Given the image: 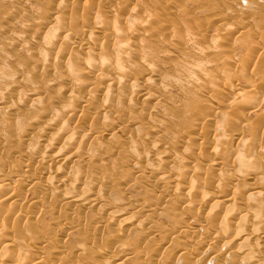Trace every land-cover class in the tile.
Masks as SVG:
<instances>
[{
	"label": "rangeland",
	"instance_id": "obj_1",
	"mask_svg": "<svg viewBox=\"0 0 264 264\" xmlns=\"http://www.w3.org/2000/svg\"><path fill=\"white\" fill-rule=\"evenodd\" d=\"M262 74L264 0H0V251L18 264H264ZM244 160L253 170L236 177Z\"/></svg>",
	"mask_w": 264,
	"mask_h": 264
},
{
	"label": "bare ground",
	"instance_id": "obj_2",
	"mask_svg": "<svg viewBox=\"0 0 264 264\" xmlns=\"http://www.w3.org/2000/svg\"><path fill=\"white\" fill-rule=\"evenodd\" d=\"M92 28H96V27H92ZM97 28H98V27H97ZM99 28H100V27H99ZM48 30H49V29H48ZM51 30H53V28H52ZM95 30H96V29H95ZM95 30H93L92 32H89L88 35H89V36H92V35L95 36V35H96V34H94ZM49 31H50V30H49ZM54 31H55V30H54ZM97 31H98V30H97ZM97 31H96V32H97ZM50 32H51V31H50ZM95 37H96V36H95ZM125 48H126V47H125ZM125 48H122V50H120V52H121V54H123L124 57L126 56V59H128V58H127L128 54H131L132 52L129 53L130 51L127 50L128 48H127L126 50H125ZM129 50H130V49H129ZM86 52H87V51H86ZM89 52H90V51H89ZM84 53H85V52H84ZM90 53H91V52H90ZM91 54H92V53H91ZM91 54H90V55L87 54V53H86V54H82V58H81V57H80V58L83 59V55H85V56L88 58V59H87V58L84 57V58H85V61H86L85 63H89V61L93 58V57H92L93 55H91ZM222 54H223V53H222ZM90 56H91V57H90ZM129 56H130V55H129ZM129 56H128V57H129ZM224 56H225V54H224ZM89 57H90V58H89ZM78 58H79V57H78ZM218 58H220V54H219ZM221 58H222V56H221ZM222 59H224V57H223ZM225 59H226V58H225ZM245 59H246V57H245ZM248 59H249V58H247V60H248ZM83 60H84V59H83ZM218 60H219V59H218ZM78 61H79V60H78ZM78 61H76V62H78ZM104 61H105V58H104ZM226 61H227V60H226ZM238 61H240V60H238ZM105 62H106V61H105ZM107 62H108V60H107ZM224 62H225V60H224ZM248 62H250V60H248ZM248 62H247L246 60L243 59V60L240 61V64H242L243 66H244V64L248 66L249 64H246V63H248ZM91 63H92V60H91ZM103 63H104V62H103ZM225 63H226V62H225ZM76 64H77V63H76ZM107 64H108V63H107ZM110 64H111V63H109V65H110ZM112 64H113V63H112ZM112 64H111V66H110V69L113 68V67H112ZM140 64H141V63H140ZM72 65H73V64H72ZM89 65H90V63H89ZM113 65H114V64H113ZM137 65H139V64H137ZM142 65H143V64L137 66V68L134 69V70H135V71H136V70L139 71V69H141ZM237 65H238V64H237ZM143 66H144V65H143ZM243 66H242V67H243ZM240 67H241V66H240ZM72 68H73V66H72ZM74 68H75V67H74ZM74 68H73V69H74ZM114 68H116V66H114ZM142 68H144V67H142ZM76 70H77V69H76ZM141 70H142V69H141ZM141 70L139 71V73L141 72ZM79 71H80V69H79ZM81 71H82V70H81ZM116 71H117V69H116ZM138 71H137V72H138ZM73 72H74V71H73ZM77 72H78V71H77ZM82 72H83V71H82ZM82 72H81V73L78 72V74H82ZM84 72H85V71H84ZM114 72H115V71H114ZM114 72H112V73L115 74ZM137 72H134V73L137 74ZM86 73H87V72H85V74L83 73L82 76L84 77V75H86ZM76 75H77V74H76ZM88 75H89V74H88ZM262 75H264V74H262ZM61 76H62V77H60L61 79H62L63 76H64L63 80H64V79L67 80V78H68V77H66L65 75H61ZM68 76H69V75H68ZM77 76H78V75H77ZM80 76H81V75H80ZM82 76H81V77H82ZM65 77H66V78H65ZM86 78H87V75H86ZM263 78H264V77H263ZM263 78H262V79H263ZM132 79H133V78H132ZM63 80H62V82H63ZM109 80H111V79H108V82H109ZM112 80H113V79H112ZM135 80H136V78H135ZM263 80H264V79H263ZM60 81H61V80H60ZM105 81H106V80H105ZM133 81H134V80H133ZM103 82H104V81H103ZM113 82H114V81H113ZM128 82L130 83V81H128ZM131 82H132V81H131ZM134 82H135V81H134ZM109 83H112V81H110ZM109 83H108V84H109ZM133 84H134V85H133ZM135 84H136V82H135V83L132 82L131 85H133V86L135 87ZM106 85H107V83H106ZM97 86H98V88H97V87H96V88L99 89V86H101V85H97ZM102 86H103V85H102ZM127 86H130V84H128ZM210 86H211V85H210ZM103 87L105 88V86H103ZM107 87H108V85H107ZM109 87H110V86H109ZM134 87H129L131 90H133L132 92H134L135 90H137V88H134ZM100 89H101V88H100ZM102 89H103V88H102ZM107 89H108V88H107ZM134 89H135V90H134ZM222 91H224V90H222ZM143 93H144V94H143ZM143 93H142V95L145 96V92H144V91H143ZM71 96H73V95L71 94ZM145 97H146V96H145ZM147 97H148V95H147ZM148 98H149V97H148ZM148 98H147V99H148ZM69 99H70V100H74V99H75V96H73L72 98H69ZM77 100H78V98H77ZM202 100H203V99L200 100V101H201L200 103H201V105L203 106V103H204V105H205L206 101H203V102H202ZM204 100H205V99H204ZM68 101H69V100H68ZM74 101H75V100H74ZM207 102H208V104H209V101H208V100H207ZM206 104H207V103H206ZM208 104H207V105H208ZM205 106H206V105H205ZM224 110H225V109H224ZM224 110H223V111H224ZM232 110H233V109H232ZM227 111H228V109H227ZM233 111H234V110H233ZM233 111H229L228 113L233 112ZM57 112H58V111H57ZM57 112H54V113H57ZM58 113H60V112H58ZM58 113H57V115H59ZM228 113L225 112V114H224V113H222V114H224L223 116H226V117H227V114H228ZM230 114H231V113H230ZM230 114H228V116H230ZM232 114H233V113H232ZM233 115H234V114H233ZM54 117H55V116H54ZM59 117H60V116H59ZM229 118L232 119V117H229ZM53 119H54V118H53ZM56 119H57V116H56ZM231 119H229V120H231ZM54 120H55V119H54ZM54 120H52V121H54ZM233 120L235 121V119H233ZM233 120H232V121H233ZM234 121H233V122H234ZM238 121H239V120H238ZM238 121H236V122H238ZM240 121H243V120H240ZM244 121H245V120H244ZM244 121H243V122H244ZM50 122H51V121H50ZM50 122H48V124H49ZM236 122H234V123H236ZM50 124H51V123H50ZM50 124H49V125H50ZM247 124H248V123H247ZM246 126H247V125H246ZM58 130H60V129H58ZM59 132H60V131H59ZM59 132H58V133H59ZM58 133H57V134H58ZM98 133H100V132H98ZM89 134H90V133H89ZM53 136H54V134H53ZM58 136H59V135H57V136L54 137V138H57ZM84 136H85L84 138H87V137H89L90 135H89V136L84 135ZM59 137H60V136H59ZM66 137H68V135H67ZM70 137H71V140L74 138V136L72 137L71 135H70ZM198 137H199V136H197V139H198ZM228 137H229V136H228ZM195 138H196V137H195ZM57 139H58V138H57ZM57 139H56V140H57ZM59 139H60V138H59ZM59 139H58V140H59ZM69 139H70V138H69ZM69 139H68V141H70ZM229 139H231V137H229L228 140H229ZM54 141H55V140H54ZM124 141H126V140H124ZM229 141H230V140H229ZM58 142H59V141H58ZM127 144H128V142H127ZM153 149H155V147H154ZM45 153H46V152H45ZM45 153H42V156H43V154H45ZM53 153H54V152H53ZM59 153H60V152H58V154H59ZM131 153H132V152H131ZM37 154H38V152H37ZM54 154H56V152H55ZM58 154H57V156H56V155H55V156L58 157V156L60 155V154H59V155H58ZM247 155L249 156V157H248L249 159H253V158H254V156L251 155V153H250V154H247ZM34 156H36V153H35ZM53 156H54V155H53ZM53 156H52V157H53ZM250 156H251V157H250ZM44 157H45V155H44L43 157H40V158H43V161H47V160L49 159V158H48V159H47V158L45 159ZM242 157H243V155H242ZM242 157L240 156L239 158H242ZM33 158H34V157H33ZM35 158H36V157H35ZM38 158H39V155H38ZM40 158H39V159H40ZM244 158H245V157H244ZM244 158H242V159H244ZM53 159H54V158H53ZM58 159H59V158H58ZM235 159H238V157L236 156ZM242 159H240V160H242ZM246 159H247V158H246ZM40 160H41V159H40ZM49 160H50V159H49ZM238 160H239V159H238ZM240 160H239V162H241ZM254 160H255V159H254ZM43 161H42V162H43ZM178 161H179V160H178ZM178 161H176V159H175L173 162H177V163H175V165H176V164L179 165ZM181 161H182V164H181V163H180V164L183 165V160H181ZM181 161H179V162H181ZM244 161H245V160H244ZM244 161H243V162H244ZM246 161H248V159H247ZM246 161H245L244 163H246ZM249 161H250V160H249ZM233 162H234V161H233ZM239 162H237V163H239ZM251 162H255V163H256V161H251ZM244 163H243V166H245L246 168L242 166V163L240 164L242 167H241V166H238V167H239V169H241V168H245V169H241V170H239V171H238L237 169H235V170H237L236 173H239V174L235 175L236 177H237L238 175L240 176L241 174L243 175L245 172L250 171V169L248 170L247 168H249V167L251 168V166H252V169H251V170H253V166L255 165V163L252 164V165H250L251 163L249 164V162H247L245 165H244ZM42 164H43V163H42ZM211 164H212V163H211ZM248 164H249V166L247 167ZM223 165H224V164H223ZM223 165H222V166H223ZM225 165H226V167H227V164H225ZM59 166H60V165H59ZM176 166H177V165H176ZM179 167H180V165H179ZM226 167H225V168H226ZM229 167H230V166H229ZM229 167H228V168H229ZM236 167H237V164H236ZM45 168L47 169V167H45ZM45 168H44V169H45ZM223 168H224V166H223ZM59 169H60V168L58 167V171H60ZM230 169H231V168H230ZM246 169H247V171H245ZM158 170H159V169H158ZM158 170L156 169L155 171H158ZM214 170L217 171V169H214ZM220 170H222V169H220ZM223 170H225V169H223ZM242 170H243L244 172H243ZM28 171H29V170H28ZM44 171H45V170H44ZM160 171H162L161 168H160ZM226 171L228 172L229 169H228V170H225V171H222V172L224 173V172H226ZM232 171H234V170L232 169ZM232 171H231V172H232ZM240 171H242L243 173L241 172V174H240ZM24 172H25V171H24ZM55 172H56V171H55ZM158 172H159V171H158ZM227 172H226V175H227V176L231 174V172H230V174H229V173L227 174ZM25 173H27V174H32V173H28L27 171H26ZM39 173H40V172H39ZM41 173H42V172H41ZM41 173H40V174H41ZM43 173H44V172H43ZM56 173H60V172H56ZM154 173H155V172H154ZM161 173H162V172H161ZM234 173H235V172H234ZM22 174H23V173H22ZM232 174H233V173H232ZM23 175H24L23 177H26L25 174H23ZM33 175H34V174H33ZM33 175H31V176H33ZM220 175H222V174H220ZM224 175H225V174H224ZM31 176H29V177H31ZM36 176H37V175H36ZM50 176H51V175H50ZM245 176H246V175H245ZM245 176L243 175L242 177H245ZM27 177H28V175H27ZM29 177H28V178H29ZM33 177H34V176H33ZM157 177H158V176H157ZM233 177H234V176H233ZM240 177H241V176H240ZM242 177H241V178H242ZM34 178H35V177H34ZM36 178H37V177H36ZM48 178H49V177H48ZM48 178H47V179H48ZM54 178H55V177H54ZM54 178H53V180L55 181L56 179H54ZM76 178H77V177H76ZM163 178H164V177H163ZM163 178H162V176H161V180L164 181L165 179H163ZM222 178H223V175H222V177H221L220 179H222ZM227 178H228V177H227ZM230 178H232V177H230ZM23 179H24V178H23ZM26 179H27V178H26ZM223 179H224V178H223ZM225 179H226V177H225ZM225 179H224V180H225ZM235 179H236V178H235ZM29 180H31V178H29ZM29 180H28V181H29ZM32 180H33V179H32ZM50 180L53 181L52 179H50ZM50 180L47 181V182H48V183L50 182L51 184H49V185L51 186V185H52V182H51ZM78 180H79V178H78ZM78 180H76V181H78ZM28 181H27V182H28ZM163 181H161V182H163ZM191 181H192V180H191ZM35 182H36V181H35ZM35 182H33L32 184L34 185ZM38 182H39V181H38ZM58 182H59V181H58ZM165 182H167V181L165 180ZM177 182H178V181H177ZM221 182H222V181H221ZM39 183H40V182H39ZM163 183H164V182H163ZM178 183H179V182H178ZM224 183H225V182H224ZM4 184H5V183H4ZM4 184H3V183H2V184L0 183V188H1V186H3ZM225 184H226V183H225ZM41 185H42V184H40L39 186H41ZM168 185H169V182H167V187L169 188ZM179 185H180V184H179ZM220 185H221V184H220ZM252 185H253V184H252ZM5 186H6V185H5ZM5 186L2 187L3 190H4V188H5V190L7 189V187H5ZM37 186H38V185H37ZM52 186H53V185H52ZM221 186H222V185H221ZM224 186H226V185H224ZM253 186L255 187V185H253ZM171 187H176V186H171ZM179 187H180V186H179ZM249 187H250V185H249ZM254 187H253V188H254ZM2 188H1V189H2ZM45 188H46V187H45ZM190 188H191V187H190ZM250 188H251V187H250ZM263 188H264V187H263ZM175 189H176V188H175ZM192 189H193V188H192ZM192 189H190V191H189L190 193H189L188 191H186V192L189 193V197L191 196V192L193 191ZM245 189H247V188H245ZM256 189H257V188H256ZM3 190H0L1 193H2ZM188 190H189V189H188ZM191 190H192V191H191ZM249 190H250V189H249ZM249 190H248V191H249ZM246 191H247V190H246ZM248 191H247V192H248ZM253 191H254V190H253ZM3 192H4V191H3ZM5 192H7V191H5ZM251 192H252V191H251ZM188 193H187V196H188ZM204 194H205V196H207V192L204 193ZM249 194H251V193H249ZM252 194L256 195L255 193H252ZM258 195H259V194H258ZM251 196H252V198H253V195H250V197H251ZM260 197H261V196H260ZM72 198H74V196H73ZM72 198H71V199H72ZM76 198H77V197H76ZM71 199H70V200H71ZM74 199H75V198H74ZM74 199H73V200H74ZM248 199H249V198H248ZM250 199H251V198H250ZM250 199H249V201H250ZM79 200H80V199H79ZM79 200H78V198H77V201H76V200H75V201L78 202ZM82 200H85V199L82 198ZM98 200H99V199H98ZM227 200H228V199H227ZM242 200H243V199H242ZM242 200H241V201H242ZM244 200H245V198H244ZM246 200H247V199H246ZM251 200H252V199H251ZM3 201H4V200H3ZM96 201H97V200H96ZM214 201H215V200H214ZM214 201H213V204H212L211 206H214V207L216 206V207H218V205H219L218 209H219L220 207H224V203H223L222 206H220V204L223 202L222 200H220V201H222V202H220V204H219V203H216L217 201H215V202H214ZM241 201H240V203H244V202H245V201H243V202H241ZM249 201H248V202H249ZM97 202H98V201H97ZM227 202H228V201H227ZM227 202H226V203H227ZM234 202H235V208L241 206V205H237V206H236L237 202H236V201H234ZM100 203H101V202H100ZM226 203H225V204H226ZM245 203H246V202H245ZM245 203H244V206L247 205V204H245ZM231 204L234 205V203H231ZM101 205H102V203H101ZM190 205H191V204H190ZM190 205H189V206H190ZM226 205H227V204H226ZM233 205H232V206H233ZM242 205H243V204H242ZM191 206H192V205H191ZM192 207H194V206H192ZM263 207H264V206H263ZM263 207H262V208H263ZM211 208H212V207H211ZM225 208H226V210H228L227 206H225ZM225 208H223V209H225ZM232 208H234V207H232ZM241 208H242V207H240V209H241ZM147 209H148V208H147ZM213 209H214V208H212V209H210V210H213ZM215 209H216V208H215ZM230 209H231V208H230ZM240 209L238 208V211H239ZM242 209H243V208H242ZM244 209H245V208H244ZM226 210H224V211H226ZM233 210H235V209H233ZM143 211H144V210H143ZM235 211L238 212L237 210H235ZM235 211H232V212L235 213ZM240 211H241V210H240ZM242 211L244 212V210H242ZM242 211H241V212H242ZM229 212H231V211L229 210ZM232 212L230 213V214L233 215V216L231 215V216H232L231 218H233L234 215H235V214H233ZM241 212H240V213H241ZM225 214H226V212H225ZM225 214H224V215H225ZM237 214H238V213H237ZM242 214H243V213H241V215H242ZM227 215L229 216V213H227ZM245 215H246V214H245ZM246 216H247V215H246ZM239 217H240V216H238V218H239ZM242 217H244V214L242 215ZM224 218L226 219V220L224 219L225 222H226L227 219H228L229 217H228V218L224 217ZM247 218H248V217H247ZM241 219H242V218H240V220H241ZM244 219L247 220L246 218H244ZM244 219H243V220H244ZM243 220H242V221H243ZM251 221H253V219H252ZM243 222H244V221H243ZM248 222H249V220H248ZM248 222H247V223H248ZM241 223H242V222H241ZM250 223H251V222H250ZM254 223H255V222H254ZM222 224H223V223H222ZM251 224H252V223H251ZM225 225H226V224H225ZM263 225H264V224H263ZM263 225H262V227H264ZM223 226H224V224H223ZM226 227H227V226H225V227H224L225 229L223 228L222 230H226V229H227ZM239 227H240V226H239ZM260 227H261V226H260ZM237 228H238V227H237ZM247 234H248V233H247ZM249 234H250V233H249ZM216 235H219V237H220V234H219V233L216 234ZM242 235H243V234H242ZM242 235H239V233H238V235L235 234L236 237H238V236L240 237V236H242ZM244 235L247 236L246 234H244ZM252 235H253V234H252ZM223 236H224V235H223ZM245 236H244V237H245ZM248 236H249V235H248ZM250 236H251V235H250ZM253 236H255V235H253ZM239 237H238V238H239ZM244 237H243V239H244ZM251 237H252V236H251ZM220 238L222 239L223 237L221 236ZM245 238H246V237H245ZM248 238H250V237H248ZM248 238H246V239H248ZM260 238H261V237H259V235H258V236H255V240H256V239L259 240ZM239 239H241V238H239ZM251 239H252V238H251ZM261 239H262V238H261ZM261 239H260V240H261ZM263 239H264V237H263ZM218 240H219V238H218ZM231 240H232V239H231ZM231 240H230V241H231ZM233 240H234V238H233ZM241 240H242V239H241ZM253 240H254V239H253ZM253 240H251V241H253ZM255 240H254V241H255ZM258 240H257V241H258ZM260 240H259V241H260ZM215 241H216V240H215ZM222 241H223V240H222ZM246 241H247V240H246ZM246 241L244 240L245 243H247V242L250 241V240L248 239V241H247V242H246ZM259 241H258V242H259ZM35 242H36V241H35ZM213 242H214V241H213ZM233 242H234V241H233ZM244 242H243V240H242L241 244L243 245ZM36 243H37V242H36ZM228 243H229V241H228ZM239 243H240V242H239ZM6 244H7V243H6ZM33 244H34V243H33ZM33 244H32V245H33ZM225 244H226V246L230 245V244H227L226 242H225ZM34 245H36V247H37V244H34ZM7 246H8V247H7ZM9 246L11 247V245H5V244L3 245V244H2L3 249H2L1 251L4 252V253L2 252V254H5V253H6V254L0 256V257H1L0 260H1V261L4 260V262H5V259H6V258H7V259H6L7 261L10 260V259H8V258H11V261H13V260H12V257H13V259H14V256H13V255L10 256V257H8L9 255H8L7 252H8V249H9V251H10ZM28 246H29V245H26V247H28ZM239 246H241V245L239 244ZM2 247H1V248H2ZM31 248H33V246H31ZM31 248H28V249H31ZM28 249H27V250H28ZM183 249H184V248H183ZM185 250H187V249H185ZM1 251H0V253H1ZM29 251H30V250H29ZM29 251H27V252L29 253ZM185 253H187V252H185ZM185 253H184V254H185ZM9 254H10V253H9ZM10 255H11V254H10ZM2 257H3V258H2ZM239 258H240V257H239ZM241 258H242V257H241ZM243 258H244V257H243ZM249 259H250V258H249ZM249 259H248V260H249ZM15 260H16V259H14L13 262H15ZM235 260H237V258H236ZM240 260H241V259H240ZM240 260H239V261H240ZM242 260H243V259H242ZM1 261H0V264H1ZM11 261H10V263H11ZM16 261H17V260H16ZM239 261H236V263L239 262ZM258 261H259V260H258ZM13 262H12L11 264H18V263H16V262H15V263H13ZM240 262H242V261H240ZM243 262H244V261H243ZM243 262H242V264H243ZM252 262H253V261L251 260L250 263H252ZM256 262H257V260H255V263H256ZM259 262H260V261H259ZM259 262H257V263L259 264ZM261 262L263 263V260H262ZM261 262H260V263H261ZM2 264H3V261H2ZM246 264H247V263H246Z\"/></svg>",
	"mask_w": 264,
	"mask_h": 264
}]
</instances>
